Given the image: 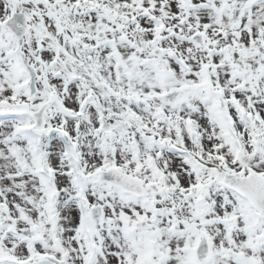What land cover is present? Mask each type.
Wrapping results in <instances>:
<instances>
[{
    "label": "snow or ice",
    "instance_id": "snow-or-ice-1",
    "mask_svg": "<svg viewBox=\"0 0 264 264\" xmlns=\"http://www.w3.org/2000/svg\"><path fill=\"white\" fill-rule=\"evenodd\" d=\"M0 264H264V0H0Z\"/></svg>",
    "mask_w": 264,
    "mask_h": 264
}]
</instances>
